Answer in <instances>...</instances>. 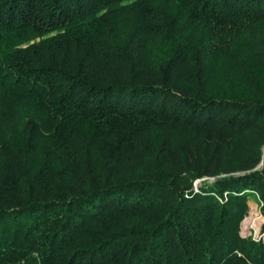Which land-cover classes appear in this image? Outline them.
Wrapping results in <instances>:
<instances>
[{
  "label": "trees",
  "instance_id": "obj_1",
  "mask_svg": "<svg viewBox=\"0 0 264 264\" xmlns=\"http://www.w3.org/2000/svg\"><path fill=\"white\" fill-rule=\"evenodd\" d=\"M168 1L207 43L158 0H0V264H264V0ZM240 35L254 95L218 97Z\"/></svg>",
  "mask_w": 264,
  "mask_h": 264
},
{
  "label": "rangeland",
  "instance_id": "obj_2",
  "mask_svg": "<svg viewBox=\"0 0 264 264\" xmlns=\"http://www.w3.org/2000/svg\"><path fill=\"white\" fill-rule=\"evenodd\" d=\"M164 7V10L170 18H173L176 26L180 29L181 35H188L193 33L198 39L204 40L207 43V35L204 30L197 28L196 25L187 21L186 11L176 1L158 0ZM264 31V24L260 25ZM127 28V21L125 18L120 19L115 24V32L119 38H123L125 29ZM246 35H240L235 37L232 41L225 43V50L233 51L237 50V56L240 58V63L231 60L224 56L219 50L213 51V55H209L205 59V68L207 79V90L216 94L222 98L232 99H246L254 95V91L251 86L245 80V69L252 62L253 53L249 49L247 44ZM171 47V43H159L155 41H149L146 45V50L154 59L162 57L167 50ZM234 50V51H235ZM264 78V77H263ZM210 181V180H208ZM199 181H194L193 185H198ZM248 211L245 218L240 224V235L242 237L251 236L254 241L262 239L264 236L262 233V225L264 223V216L260 213V205H257L252 199L248 198L247 201ZM262 235V238L259 235Z\"/></svg>",
  "mask_w": 264,
  "mask_h": 264
},
{
  "label": "built area",
  "instance_id": "obj_3",
  "mask_svg": "<svg viewBox=\"0 0 264 264\" xmlns=\"http://www.w3.org/2000/svg\"><path fill=\"white\" fill-rule=\"evenodd\" d=\"M262 235L264 236V232L262 233ZM262 235L260 237H262Z\"/></svg>",
  "mask_w": 264,
  "mask_h": 264
}]
</instances>
